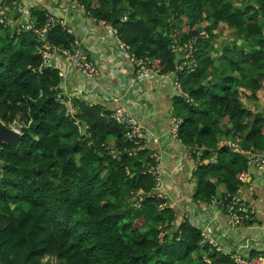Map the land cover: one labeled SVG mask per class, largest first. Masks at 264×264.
Returning a JSON list of instances; mask_svg holds the SVG:
<instances>
[{"label": "trees", "instance_id": "obj_1", "mask_svg": "<svg viewBox=\"0 0 264 264\" xmlns=\"http://www.w3.org/2000/svg\"><path fill=\"white\" fill-rule=\"evenodd\" d=\"M80 2L161 75L177 71L174 45L194 46L197 67L178 75L191 101L175 99L180 137L198 162L194 199L210 204L220 186L237 192L246 157L220 143L244 136L264 154V115L254 123L247 106L264 97V0ZM32 16L42 31L49 15L33 9ZM1 19L0 121L21 137L16 148L0 149V264H234L203 246L201 231L154 194L155 148L129 142L101 106L72 100L70 113L59 70L38 72V47L66 48L74 37L57 24L43 41ZM221 24L243 42L219 45Z\"/></svg>", "mask_w": 264, "mask_h": 264}, {"label": "crops", "instance_id": "obj_2", "mask_svg": "<svg viewBox=\"0 0 264 264\" xmlns=\"http://www.w3.org/2000/svg\"><path fill=\"white\" fill-rule=\"evenodd\" d=\"M8 1L11 2L7 3ZM8 1L2 12L5 13L9 26L14 28L22 24L23 19L15 10V3ZM21 5L27 9L33 22V9L41 10L46 15L64 20L74 31L87 58L98 66L101 76L95 80L87 79L75 70H67V64L59 58L55 64L56 69H64L66 72L63 79L60 77L64 96L89 106H101L107 112H112L118 104L129 109L141 123L144 147L152 146L163 154V168L166 171L164 192L168 203H172L178 217H181L180 220L185 219L202 234L207 233L217 238L228 252L258 257L264 251V169L251 170L240 189L247 206L256 211L253 224L230 228L224 212L194 199L197 178L194 177V164L187 156L189 150L175 143L168 135L170 110L176 111L175 99L179 97L173 89V77L170 74H160L136 80L135 67L127 54L117 46L112 26L104 21L97 22L89 13L73 6L69 0H21ZM124 16L123 14L122 22L126 21ZM221 25L230 29L227 24ZM230 32L233 33L232 39L226 42H243L244 37L236 33V30L230 29ZM224 40L225 38L222 42ZM259 98L258 103L250 102L247 106L255 115L261 113L263 117L262 91ZM225 142L237 144L238 140L222 141L220 146H224ZM219 192L224 193L225 188L220 186Z\"/></svg>", "mask_w": 264, "mask_h": 264}, {"label": "built area", "instance_id": "obj_3", "mask_svg": "<svg viewBox=\"0 0 264 264\" xmlns=\"http://www.w3.org/2000/svg\"><path fill=\"white\" fill-rule=\"evenodd\" d=\"M12 1L15 3V10L23 19V23L18 24L14 28H11L9 26L5 13L2 12V8H0V15L2 16L1 22H5L6 27H10L15 33L20 34L22 31H32L35 34L39 35L43 41H45V33L53 26L58 24L67 32L69 36L74 37V40L72 41L70 46L66 48L51 46L49 44H43V46L38 47L37 53L42 57L43 60L42 65L38 70L39 73H42L45 69H56L55 64L60 58L67 64V70L68 68L69 70H75L87 79L95 80L97 77L101 76V72L98 66L87 58V55L81 47L80 41L76 38L74 31L67 26L64 20L49 16L45 27L42 31H40L35 27L34 22L30 20L29 12L21 5V0ZM69 2L76 8L87 12L80 0H69ZM126 19L127 17L124 16V20ZM112 34H114V39L119 49L125 52L129 59L132 61L135 67L136 80H142L149 75L159 76L161 74L159 69L155 65H153L150 59H137L135 55L131 53L130 46L120 39L116 29H112ZM203 35H205V33H203ZM172 51L175 54H179L183 57L182 61H180L177 67L176 73L170 74L173 77V89L178 96H182L189 102L191 100L188 94L184 92L178 75L185 69L193 72L197 67V63L194 58L195 48L192 44H184L183 46L174 45L172 47ZM65 75L66 72L64 71V69L59 70V76L62 79L65 77ZM63 103L69 109L70 113L74 112L72 101L68 97L65 96ZM170 115L171 118L168 135L175 143L185 147L180 137L182 119L176 116L174 110H170ZM108 119L117 122L119 125L126 129V139L129 142H133L135 145L143 143L144 147L145 142L141 135L143 131L141 123L135 116L132 115L127 107L122 104H118V106L108 116ZM18 131L20 132L19 128ZM237 140V144L226 142L224 144L231 148L233 151L243 154L246 157V169H244L238 177L239 190L235 193H222L219 197L213 198L210 203V207L212 209L215 208L219 212L225 213L230 228L251 226L253 224L256 211L254 210V208H250L247 206L244 197L240 193V189L242 188V185L247 181V177L249 176V172L251 170L264 169V154L252 152L250 150H243L240 146V139ZM204 150V147L195 148L193 149V153L198 157H201ZM192 155L193 154L191 153V151H189L187 154L188 159L194 164V171H196L198 168V162L194 161ZM150 157L155 161V165L149 171L150 173H153L155 175L156 186L154 194L159 198L166 199V194L164 192V175L166 171L163 168V154L161 151H156L152 153ZM167 205L170 208L174 209L172 203H167ZM202 236L203 246L208 245L210 251L217 253L219 256L229 257L234 264H264V251L261 252L258 257L254 258L243 256L238 252L233 253L226 251L219 240H217V238L212 237L207 233H203Z\"/></svg>", "mask_w": 264, "mask_h": 264}, {"label": "water", "instance_id": "obj_4", "mask_svg": "<svg viewBox=\"0 0 264 264\" xmlns=\"http://www.w3.org/2000/svg\"><path fill=\"white\" fill-rule=\"evenodd\" d=\"M183 57L179 54H176L175 56V65L176 67L179 65L180 61H182ZM262 119V114L257 113L255 115V120L254 123L258 122L259 120ZM21 137V133L15 129V128H10L6 125H4L0 121V149L2 148L3 145H8L11 148H16L19 144V140ZM240 146L243 150H251L255 152V149L251 144L248 143L247 138L244 136H241L240 138Z\"/></svg>", "mask_w": 264, "mask_h": 264}, {"label": "rangeland", "instance_id": "obj_5", "mask_svg": "<svg viewBox=\"0 0 264 264\" xmlns=\"http://www.w3.org/2000/svg\"><path fill=\"white\" fill-rule=\"evenodd\" d=\"M185 29V31L188 29V26H187V19L185 20V21H183V24H182V30H184ZM216 33H218V36H219V45L221 44V42H222V40H223V38H225V40L224 41H226V40H229V41H231V35L233 34L232 32H230V29H228V27H226V26H222L221 25V27L220 28H218L217 30H216ZM13 128H15V129H18L17 127H15V126H13Z\"/></svg>", "mask_w": 264, "mask_h": 264}, {"label": "clouds", "instance_id": "obj_6", "mask_svg": "<svg viewBox=\"0 0 264 264\" xmlns=\"http://www.w3.org/2000/svg\"><path fill=\"white\" fill-rule=\"evenodd\" d=\"M18 130V129H17Z\"/></svg>", "mask_w": 264, "mask_h": 264}]
</instances>
